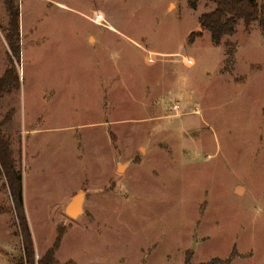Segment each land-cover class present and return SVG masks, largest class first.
I'll return each instance as SVG.
<instances>
[{"label": "rangeland", "instance_id": "obj_1", "mask_svg": "<svg viewBox=\"0 0 264 264\" xmlns=\"http://www.w3.org/2000/svg\"><path fill=\"white\" fill-rule=\"evenodd\" d=\"M14 2L20 85L1 96L0 123L36 258L60 236L53 264H264L259 24L239 21L216 46L198 22L208 0ZM7 28L0 0V76ZM21 252L0 168V264Z\"/></svg>", "mask_w": 264, "mask_h": 264}, {"label": "trees", "instance_id": "obj_2", "mask_svg": "<svg viewBox=\"0 0 264 264\" xmlns=\"http://www.w3.org/2000/svg\"><path fill=\"white\" fill-rule=\"evenodd\" d=\"M199 0H190V7L197 8ZM214 4L213 10L204 12L198 17L199 26L211 34L212 43L220 45L227 36L236 33V26L243 21L245 30L249 31L253 23H258L264 32V1L259 4L257 0H208ZM8 13V28L6 41L8 45V65L0 76V98L9 89H17L20 85L16 64L20 61L21 47L19 36V9L14 0H4ZM199 36L200 33L197 32ZM192 35L189 36L191 40ZM226 47V69L228 73L233 71V57L236 46L230 42ZM0 168L8 186L10 196L15 204L16 217L20 229L22 252L15 264H53L55 253L59 248L60 236L47 252L36 258L34 242L29 230L23 203V176L21 169L15 167L12 153L7 140L1 133L0 123Z\"/></svg>", "mask_w": 264, "mask_h": 264}, {"label": "water", "instance_id": "obj_3", "mask_svg": "<svg viewBox=\"0 0 264 264\" xmlns=\"http://www.w3.org/2000/svg\"><path fill=\"white\" fill-rule=\"evenodd\" d=\"M86 196H87L86 192H80L72 198V200L70 201V203L66 207V214L70 218H76L80 214H82V211H83L82 205H83V202H84Z\"/></svg>", "mask_w": 264, "mask_h": 264}, {"label": "crops", "instance_id": "obj_4", "mask_svg": "<svg viewBox=\"0 0 264 264\" xmlns=\"http://www.w3.org/2000/svg\"><path fill=\"white\" fill-rule=\"evenodd\" d=\"M254 24V23H253ZM253 24L251 26H253Z\"/></svg>", "mask_w": 264, "mask_h": 264}]
</instances>
